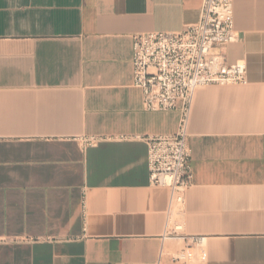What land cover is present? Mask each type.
Masks as SVG:
<instances>
[{
	"label": "crops",
	"instance_id": "obj_1",
	"mask_svg": "<svg viewBox=\"0 0 264 264\" xmlns=\"http://www.w3.org/2000/svg\"><path fill=\"white\" fill-rule=\"evenodd\" d=\"M201 1L0 0V264H264V0H232L226 58L248 82L196 91L169 223L136 138L174 133L178 113L143 110L132 36L180 31Z\"/></svg>",
	"mask_w": 264,
	"mask_h": 264
},
{
	"label": "built area",
	"instance_id": "obj_2",
	"mask_svg": "<svg viewBox=\"0 0 264 264\" xmlns=\"http://www.w3.org/2000/svg\"><path fill=\"white\" fill-rule=\"evenodd\" d=\"M238 40L234 27L232 0H202L197 22L178 32H151L132 36V86L142 93V107L148 113H178L174 133L140 138L146 145L150 185L169 191L168 223L181 214L186 192L192 185L191 146L188 127L196 91L209 86L247 84L244 64H230L226 47ZM130 137L82 136V147ZM82 217L86 199L82 198ZM178 223V224H177ZM174 231L181 229L180 222ZM204 237H192L193 246ZM181 251L177 260L186 261Z\"/></svg>",
	"mask_w": 264,
	"mask_h": 264
}]
</instances>
